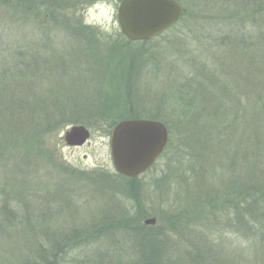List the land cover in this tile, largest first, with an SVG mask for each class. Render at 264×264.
I'll use <instances>...</instances> for the list:
<instances>
[{"label":"rangeland","instance_id":"obj_1","mask_svg":"<svg viewBox=\"0 0 264 264\" xmlns=\"http://www.w3.org/2000/svg\"><path fill=\"white\" fill-rule=\"evenodd\" d=\"M178 1L183 10L192 5L207 7L206 15L197 20L198 38L193 40L184 28H170L153 38L148 48L132 43L121 31L119 0H43L40 11L24 16L21 41L37 48V42L43 46L46 33L49 49L29 52L33 64L23 65L29 78L26 82H35L33 90L46 82L54 90L65 88V94H52L59 104L60 96L65 97L69 101H63L64 108L76 107L78 117L93 112L96 117L74 124L65 123L69 120L65 115L59 117L42 140L48 157L39 153L37 143L25 137L20 128L11 137L0 132V212L7 213L6 217L0 214V264H40L41 255L54 251L57 245V253L62 254L58 264H259L264 259V240L249 238L244 226L228 222L235 216L233 204L244 206L240 204L244 197L236 195L216 209L217 201H208L213 190L207 193L195 178L190 181L194 175L184 157L178 155L184 150H178V134L174 136L177 148L161 159L166 146L154 165L140 175L138 191L131 192L114 167L107 126L129 119L120 115L132 108L145 115L160 111L179 115L180 105L172 98L182 93L196 96L200 106L197 116L206 124L215 121V133L227 123L232 126L227 129L230 136L239 128L248 137L257 135V142L246 138V143L238 136L243 154L236 164L246 171V147L253 144L260 158L255 176L264 181V129L259 127L264 128V112L257 109L253 117L243 116L245 97L253 100L264 96V74L253 72L251 82L245 78L248 62L262 60L263 46L257 37L264 13L258 9L252 14L251 8L243 6L246 0ZM259 2L264 5V0ZM47 3L58 5L57 19L69 27L60 22V26L51 24L55 18L49 16L52 11L48 13ZM252 20L257 25L251 39L259 52L247 48V34L230 52L225 31L234 22L240 26ZM75 27L77 31L72 30ZM83 35L92 41L85 43ZM185 47L187 58L179 52ZM140 52L144 57L136 61L134 57ZM153 58H157L155 64ZM38 65L41 71L36 69ZM115 96L117 102L113 101ZM34 99L36 96L29 94L23 97L29 106ZM108 106L111 115L96 113L107 111ZM55 111L63 110L60 106ZM176 121L181 122L180 131L197 135L192 123L184 130L191 120ZM73 125L89 128L91 136L85 144L69 146L64 141V132ZM220 186L225 189L226 184ZM238 207L240 217L249 214ZM148 218H156V223L146 224Z\"/></svg>","mask_w":264,"mask_h":264},{"label":"trees","instance_id":"obj_2","mask_svg":"<svg viewBox=\"0 0 264 264\" xmlns=\"http://www.w3.org/2000/svg\"><path fill=\"white\" fill-rule=\"evenodd\" d=\"M120 1L121 0H119V2ZM235 1L236 0H229L230 3H236ZM56 3H47V5H49L48 13L50 14V12L52 11L51 15H48L51 18H55L51 20L53 22H51V24L60 26V24L58 23L60 22V19H57L60 18V15H58V5ZM44 4L45 2H43V0H0V132H7V137H11L12 135H15L14 133L18 130V128H20L21 130H23L21 133H23L24 136L26 135L25 137H28V139H32V141L37 143L36 149L39 151V153H42L45 157H48L46 151L42 146V140L47 133L51 132L49 131V129H52L56 125L59 117L65 115L69 119L65 123L74 124L87 123L88 119L86 118H93L96 116H93V114H95L93 112L86 117H78L79 111L76 109V107L71 108L69 106L67 107L66 105L67 109L64 108L63 101H69V99H65V97L62 96H60L61 101L59 104V99L52 94H61V91L63 94H65L67 93V90L65 88L61 87L58 90H54V88L49 87L48 82H46L41 84L40 86L37 85L36 89L33 90L32 88L35 87V82H26L29 81V78L26 77L25 73L27 72V69H25L23 65L32 66L33 64V61L31 60L32 56L29 55V52H34L40 47H42V49L45 51H49V49L47 45L48 35L46 33L43 46L38 45L37 42V48L34 47V45L31 46V44L24 43L23 40L21 41L19 34L21 32L22 19H24V16H30L35 11H40L42 7H44ZM243 6L251 8V13L254 15L256 13V10L258 9H260V11L264 13V5L259 2V0H246ZM204 7L207 8L205 5H202V7H194L192 5L185 8L181 21L171 29L184 28L187 33L193 35V40H196L195 38H198L196 31L198 30H196L195 27H198V17L200 18L201 16L206 15ZM245 7H243V10H245ZM242 11H240L241 16L245 18L243 13L244 11ZM220 14L223 15L222 13ZM220 14L216 15L221 16ZM232 17H234V15H232ZM252 21L249 25H245L242 22L243 24L241 23L240 26H237L234 22L232 23V27L230 26L231 29L229 28L225 31L226 39L228 40V50L230 49V52L236 50L234 48L237 46V42L239 40H244L247 34L246 46L247 48L251 47L252 52L254 53V47L256 46V43L253 42L251 37L254 36V34L252 33V28L253 26L257 25V22ZM60 23L62 27L70 26H65L68 23ZM77 29L78 27H75L72 30L77 31ZM74 31L72 32L70 30V32L72 33H74ZM79 33L81 34L80 31ZM258 33L259 36L257 38L261 42L260 45L263 46V48H261L262 52L260 55L262 60L259 62H255L252 58L253 64L248 62V66L246 68V72L248 71V74L245 75V78L248 80V82H251L254 79L253 72L264 74V20L261 21V25L258 27ZM199 34L203 35L204 33L201 32ZM208 35L212 37L210 33H208ZM83 37L85 43H89L90 40L92 41V39L87 35H83ZM239 37L241 39H239ZM154 40L155 39L133 41L132 43L139 44L142 48H148ZM91 43L93 44V42ZM187 50V47H185L183 51H178L181 53V55L186 53L182 57L187 58ZM58 51L63 52L60 48H58ZM256 51L259 52V50ZM137 54L138 55H135L134 59L136 61H141L144 57V53L140 52ZM155 60H157V58H153L152 63H154ZM146 63L147 62L144 61L143 64ZM36 69L38 71H41L39 65L38 68L36 67ZM80 74H83V72H81ZM78 76L79 75H77L76 77ZM199 82L200 80L198 81V83ZM27 88H31V91H26ZM179 90L180 87L176 91H174V93H178ZM26 94H29L31 97L36 96V99L32 100L33 102L31 101V106H29L30 104H27L23 100V97ZM130 94L131 96H134V91L132 90V88H130ZM117 98L118 97L115 96V98H113V101L117 102ZM173 99L174 101L176 100V102H178V105H180V107H178V110L181 113H177L179 115L175 116L173 114H170L169 116L167 115V113H163L161 111L154 112V114L150 113L145 115L142 112H139L132 108V110L128 109L129 111L126 112L127 114H121L120 117L125 118L127 116L126 118L129 119L146 117L149 119L162 121L167 126L169 132V143L161 159H164L163 157L168 153L169 150L171 152L172 150H175L177 148L175 145V139L177 138H175L174 136L178 134L181 138V140H179L180 145L178 147V150L184 149L178 155L184 157V163L190 167L188 171H191V175H194L193 178H190V181H193L195 178L198 187H200L201 189H205V192L207 193H210V189L213 190L211 191V196H208V199L212 200L208 201L211 202V204L214 201H217V204L215 206L218 210L224 205L226 206L228 200H232L234 197H236V195H242V197H244V200L240 202V204H243L245 207H238V205L233 204L234 208H232V210L235 216L228 218V222H230L233 226H237L240 224L244 226L246 234L249 235V238L258 237L260 240H264V195L262 197L260 196L264 191V181L257 180L255 176L256 162H259L260 159L258 156L259 154H257V147L254 148L253 144H248V146L246 147V155H244L249 160L246 171L241 170L242 167H240V169L236 164V161H238L239 159V155L243 154V150H239L238 147V136H241L242 140L244 138L245 140L243 141L244 143H246V138H250L251 140L249 141L255 142V138L257 137V135L254 134L253 137H251V135L249 134L248 137L246 135V132L243 133L244 129L237 128L238 133L236 132L234 135L230 136L227 133V129L232 126L227 123H225L226 125H224L223 129H221L222 131H218L216 129L218 132L215 133V127L213 126L215 125V121H213V123L211 122L209 124H206L207 121L205 123V121H202L197 116V110L199 111L200 106L197 105V101L199 100L196 99V96L191 97L187 96L186 94L178 93L173 96L172 100ZM263 100L264 96H258V98H254L253 100L249 99V97H245L246 108L243 111V116L251 115V117H253V111H256L257 109L260 112H264ZM58 106H61V110L63 111H58ZM54 109L58 112H56ZM51 110H54V114L51 113ZM110 110H112V108L108 106L107 111L97 110L96 113H98L99 115H111ZM162 110L167 109L164 108ZM64 111H67L68 114H66V112L64 113ZM116 114L118 115V113ZM177 119H183L185 121L191 120L186 122L184 130H186L185 128H190L189 124L192 123V126L197 129V135L193 134L191 131H180L179 128L181 129V127L178 125L181 122L176 121ZM1 120L3 123L1 122ZM15 123H17L18 125H15ZM115 124L116 123L109 124V126H107L108 134L111 133ZM208 125H210L211 128ZM173 127H176L177 130ZM259 127L264 129L262 126ZM183 137L185 138L183 139ZM10 139L12 140V138ZM178 155L176 156V159L179 158ZM47 162L48 159L46 160V163ZM119 175L120 178L125 180L131 192L139 190L138 183L142 176L128 178L122 176L121 174ZM222 180H224L223 184H221ZM224 184H226L225 189H222L220 185ZM237 207L240 209L243 208V211H245L244 209L249 210V214L244 213V216L240 217V214H238V212L236 211ZM0 214H3L5 217L7 215L5 210H1ZM237 220L239 222H237ZM43 233L45 234V232ZM46 245H43L42 247H46ZM56 248L54 251L50 250L49 252L42 254L40 261H37V263L58 264L57 262L61 261L60 259L62 258V254H58ZM38 254H40L39 248ZM30 264H34V262H30ZM147 264H152V262H147ZM259 264H264V259H261Z\"/></svg>","mask_w":264,"mask_h":264},{"label":"water","instance_id":"obj_3","mask_svg":"<svg viewBox=\"0 0 264 264\" xmlns=\"http://www.w3.org/2000/svg\"><path fill=\"white\" fill-rule=\"evenodd\" d=\"M178 0H121L117 19L123 34L131 41L151 40L177 24L183 16ZM85 125H73L64 132L69 146H81L90 138ZM169 142L167 126L159 120L133 118L119 121L110 135L111 154L116 171L128 178L139 177L151 168ZM145 223L155 224L156 218Z\"/></svg>","mask_w":264,"mask_h":264}]
</instances>
